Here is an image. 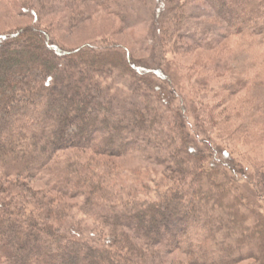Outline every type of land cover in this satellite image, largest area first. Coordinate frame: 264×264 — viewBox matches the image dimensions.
I'll list each match as a JSON object with an SVG mask.
<instances>
[{
    "label": "trees",
    "instance_id": "trees-1",
    "mask_svg": "<svg viewBox=\"0 0 264 264\" xmlns=\"http://www.w3.org/2000/svg\"><path fill=\"white\" fill-rule=\"evenodd\" d=\"M173 1L156 0L153 32L161 41L170 35L174 14L162 20ZM197 1L205 6L189 7ZM177 5L181 28L213 17L230 34L264 38V0ZM22 12L37 19L27 6ZM215 29L201 21L174 33L211 50L222 36ZM240 70H217L219 79L229 74L222 89L231 97L256 89L249 71ZM124 77L127 85L118 83ZM165 81L161 69L138 66L118 45L70 50L35 27L0 35V264H154L159 252H180L189 264H264L263 210L234 184L229 153L204 140L206 148L197 147L186 110L172 109ZM251 124L263 137L264 113ZM72 148L162 166L170 186L155 197L118 200L92 157H58ZM78 198V205L64 201ZM74 206L108 230L104 239L70 222Z\"/></svg>",
    "mask_w": 264,
    "mask_h": 264
},
{
    "label": "rangeland",
    "instance_id": "rangeland-1",
    "mask_svg": "<svg viewBox=\"0 0 264 264\" xmlns=\"http://www.w3.org/2000/svg\"><path fill=\"white\" fill-rule=\"evenodd\" d=\"M46 1L48 3L50 0H0V35L35 27L47 31L66 49L76 50L97 44L105 47L118 45L128 49L138 66L152 71L161 69L169 79L164 82L166 96L172 102V109L185 108L187 129L197 147L200 150L206 148V144L202 142L204 140L218 151L229 153L236 166V172H230L234 177V184L248 204L260 207L264 212V136L257 138L260 133L251 124L264 113V85L260 84L264 81V38L230 34L225 25L213 17L184 21L181 28L176 16L179 13L177 0L170 3L167 15L165 12L162 20L166 22L174 14L171 17L172 23L168 24L170 35L162 41L153 32L156 0H113V4L105 0L89 3L81 0H52L49 6L44 5ZM182 2L183 0H179V3ZM121 4L123 10L117 8ZM200 5L205 6L202 1H197L189 7L201 8ZM24 6L37 12V21L32 14L22 12ZM79 9L80 12L77 13ZM122 17L128 22L137 19L138 23L131 25L132 27L125 26ZM201 21L222 34L211 50L198 48L174 33L176 30L180 33V30L189 29L193 23ZM183 45L188 46V49ZM218 69L249 71V80L256 89L229 96L222 89L228 82L229 74L224 75L225 79H219L216 76ZM149 76L153 80L157 79L155 74ZM123 79L118 83L127 85L129 79ZM258 94L262 100L260 103L257 102ZM200 122H203L202 127L198 129L195 124L201 125ZM73 155H83L88 159L92 157L93 151L83 152L72 148L59 152L58 157ZM93 159L96 171L107 174L105 178L114 188L118 200L155 197L170 186L171 181L166 179L164 168L154 163H146L133 157L98 156ZM34 186L44 189L39 182ZM64 201L78 205L81 198ZM71 214L73 221L70 222L77 224L85 236L89 237L96 232L101 239L106 237L108 230L84 215L79 208L74 206ZM151 253L148 252L147 256H151ZM152 260L154 264L190 263L180 252H159L152 256ZM255 263L256 261L249 260L239 264Z\"/></svg>",
    "mask_w": 264,
    "mask_h": 264
}]
</instances>
